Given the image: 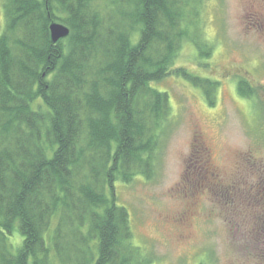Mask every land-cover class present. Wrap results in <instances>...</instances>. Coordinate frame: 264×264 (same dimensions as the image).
I'll return each instance as SVG.
<instances>
[{
  "label": "trees",
  "instance_id": "16d2710c",
  "mask_svg": "<svg viewBox=\"0 0 264 264\" xmlns=\"http://www.w3.org/2000/svg\"><path fill=\"white\" fill-rule=\"evenodd\" d=\"M206 0H5L0 36V264H153L134 245L116 184L153 178L183 78L214 106ZM68 26L53 44L50 24ZM245 99L258 89L243 77ZM21 243L14 251L16 233Z\"/></svg>",
  "mask_w": 264,
  "mask_h": 264
},
{
  "label": "rangeland",
  "instance_id": "374dc122",
  "mask_svg": "<svg viewBox=\"0 0 264 264\" xmlns=\"http://www.w3.org/2000/svg\"><path fill=\"white\" fill-rule=\"evenodd\" d=\"M204 18L209 65L191 42L178 65L219 81L216 103L183 78L154 85L172 107L155 172L118 182L117 203L153 264H264V0H206ZM242 77L260 99L239 95ZM11 242L16 251L18 232Z\"/></svg>",
  "mask_w": 264,
  "mask_h": 264
},
{
  "label": "water",
  "instance_id": "95a60500",
  "mask_svg": "<svg viewBox=\"0 0 264 264\" xmlns=\"http://www.w3.org/2000/svg\"><path fill=\"white\" fill-rule=\"evenodd\" d=\"M71 30L68 26L53 21L50 24V38L53 44H58L69 38Z\"/></svg>",
  "mask_w": 264,
  "mask_h": 264
}]
</instances>
